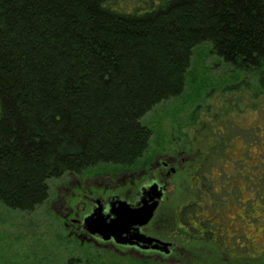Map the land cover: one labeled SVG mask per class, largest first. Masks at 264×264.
<instances>
[{
	"label": "trees",
	"instance_id": "16d2710c",
	"mask_svg": "<svg viewBox=\"0 0 264 264\" xmlns=\"http://www.w3.org/2000/svg\"><path fill=\"white\" fill-rule=\"evenodd\" d=\"M204 41L236 69H258L264 0H0V202L33 212L51 179L141 159L152 136L142 118L183 93ZM260 159L258 177L244 174L247 208L251 196L264 201ZM227 175L221 187L236 193ZM224 244L207 234L180 263L143 262L264 264V253Z\"/></svg>",
	"mask_w": 264,
	"mask_h": 264
},
{
	"label": "rangeland",
	"instance_id": "374dc122",
	"mask_svg": "<svg viewBox=\"0 0 264 264\" xmlns=\"http://www.w3.org/2000/svg\"><path fill=\"white\" fill-rule=\"evenodd\" d=\"M134 1L137 2L131 0ZM212 48L210 41L196 45L183 93L160 102L142 118L152 130L142 158L162 150H176L182 158L199 160V174L195 171L191 177L195 184L186 183L173 211L190 200L195 207H203L200 223L214 240H223L229 252L262 254L264 214L259 208L264 210V201L251 196L247 208L243 178L250 171L258 177L263 167L260 155L263 159L264 64L241 71L212 52ZM251 143L257 147L246 148ZM116 166L101 163L51 179L49 200L33 212L9 209L0 202V264H67L70 259L77 264H145L146 258L126 250L115 251L112 245L88 240L82 243L64 227L54 204L57 188L67 184L68 179L73 180L74 175L83 179ZM229 173L236 178L235 183L229 182L239 190L236 193L221 187ZM258 188L262 189L261 182ZM172 192H176L173 185L168 194ZM187 248L165 262L186 260Z\"/></svg>",
	"mask_w": 264,
	"mask_h": 264
},
{
	"label": "flooded vegetation",
	"instance_id": "af4514ba",
	"mask_svg": "<svg viewBox=\"0 0 264 264\" xmlns=\"http://www.w3.org/2000/svg\"><path fill=\"white\" fill-rule=\"evenodd\" d=\"M181 155L176 150H162L131 165L96 171L83 179L74 175L73 180L68 179L67 184L57 188L54 199L64 227L82 243L87 240L103 242L112 245L115 251L123 253L126 250L146 259L165 261L182 254L190 242L204 238L208 233L199 220L203 207H195L188 200L173 211L183 187L186 183L195 184L191 177L195 171L199 174L200 168L199 160L182 158ZM154 184L164 188L156 212L147 224L131 228L126 234L130 238L128 242H117L113 236L104 239L90 232L86 219L91 214L100 209L111 220L116 216L120 202L133 208L140 207L143 200L149 198L148 192ZM172 185L176 194L169 195ZM199 188L201 192L202 188ZM190 207L195 208L186 212ZM164 243H168V253Z\"/></svg>",
	"mask_w": 264,
	"mask_h": 264
},
{
	"label": "water",
	"instance_id": "95a60500",
	"mask_svg": "<svg viewBox=\"0 0 264 264\" xmlns=\"http://www.w3.org/2000/svg\"><path fill=\"white\" fill-rule=\"evenodd\" d=\"M163 194L164 188L154 184L148 192L149 198L143 200L142 206L133 208L120 202L119 210L111 220H108L99 209L86 219L88 228L92 234L101 236L104 239L113 236L117 242H128L130 238L128 239L126 234L129 233L132 227L147 224L153 218ZM152 240L153 238H150V241ZM163 245L168 253V243Z\"/></svg>",
	"mask_w": 264,
	"mask_h": 264
}]
</instances>
